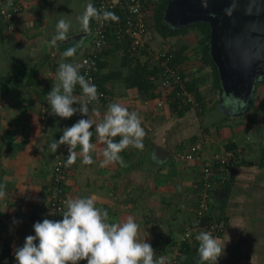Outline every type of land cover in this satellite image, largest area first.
Listing matches in <instances>:
<instances>
[{
    "label": "crops",
    "instance_id": "1",
    "mask_svg": "<svg viewBox=\"0 0 264 264\" xmlns=\"http://www.w3.org/2000/svg\"><path fill=\"white\" fill-rule=\"evenodd\" d=\"M39 1L23 0V9L13 22L12 30L3 27L0 34V185L6 193L0 199V246L6 252L19 239L24 222L30 219L36 223L51 218L46 187L54 160L64 145L55 153L50 145L62 135L70 118L51 114L47 93L58 83V66L79 64L90 40L88 37L85 44L83 37L75 40L74 36L89 32L83 30L79 17L94 0L82 3L78 0ZM61 19L75 23L69 27L66 39L57 40L53 45ZM76 45L73 56L63 55ZM105 49L109 52L110 46ZM113 67L115 64L109 63V69L118 70ZM107 71L108 68H104L103 73ZM124 71V68L120 70ZM104 88L110 92L107 94L110 103H119L129 112L139 114L146 133L143 147L129 146L123 150L120 153L122 164L101 166L105 145L100 143L93 125L91 142L96 147L91 156L94 163L82 162L81 148L77 145V159L67 169L65 202L92 197L96 207L108 212L109 222H124L132 217L140 226L138 239L151 244L155 258L165 256L169 260L173 256L170 243L191 220L197 196L198 164L179 161L178 155L192 143L198 144L205 156L231 146L239 160L228 180L222 185L216 184L211 192V212L221 215L226 223L224 235L218 238L227 241L230 237L226 255L219 258L218 264H264V166L260 165L264 148L257 142L255 131L233 135L238 130L231 128L232 133L221 137L222 142L208 146L203 140L186 146L179 140L182 145L179 144L177 151L171 154L167 152L169 149L164 150L174 161L167 157L159 160L150 146L159 145L165 128L160 122L165 120V111L159 112L154 101L126 88L120 80L106 82ZM73 95L76 97L75 89ZM211 105L206 110L211 109ZM106 112L107 108L103 110L94 104L89 116L99 122ZM156 126L158 133L154 132ZM177 129L174 139L182 135ZM255 138V142L251 141ZM114 139L119 141L120 137ZM66 210L65 203L63 213ZM151 216L165 219L163 224H155L158 225L156 229L163 232L154 231L152 237L149 228H143L151 223ZM183 258L184 255L178 258L179 264H186ZM194 259L192 255L188 264H196Z\"/></svg>",
    "mask_w": 264,
    "mask_h": 264
},
{
    "label": "clouds",
    "instance_id": "2",
    "mask_svg": "<svg viewBox=\"0 0 264 264\" xmlns=\"http://www.w3.org/2000/svg\"><path fill=\"white\" fill-rule=\"evenodd\" d=\"M93 19L118 21L119 17L114 12H101L88 3L79 17L85 32L89 31ZM69 27L70 24L64 19L58 21V34L52 40L53 45L57 40L66 39ZM77 47H70L63 55L73 56ZM189 60L188 65L191 63ZM81 67L80 64L61 63L56 73L58 83L47 93L52 115L69 119L78 113L82 117L65 127L50 148L55 153L61 145H67V164L71 165L77 159L75 149L79 145L82 162L94 163L91 153L96 145L91 141L95 125V133L100 143L105 145L101 166L122 164L120 153L123 150L129 146L137 149L143 147L146 133L141 126V118L137 112H129L119 103H111L102 120H93L89 116L88 105L98 100V91L89 78L80 74ZM77 85L82 90L83 100L73 95ZM117 136L120 137L119 141L114 139ZM5 195L4 186L0 185V199ZM65 203L67 210L61 220L43 219L42 222L34 223L35 235L26 236L23 246L15 249L17 264H79L80 261H86L87 264H166L165 256L155 258L151 244L145 239H138L140 226L132 217L124 222H109L108 212L96 207L92 197L68 199ZM195 239L199 242L197 251L202 264H218L219 258L226 255V244L230 241V237L222 241L210 231L203 230Z\"/></svg>",
    "mask_w": 264,
    "mask_h": 264
},
{
    "label": "built area",
    "instance_id": "3",
    "mask_svg": "<svg viewBox=\"0 0 264 264\" xmlns=\"http://www.w3.org/2000/svg\"><path fill=\"white\" fill-rule=\"evenodd\" d=\"M27 1V0H25ZM31 1V0H30ZM43 0L39 1L42 2ZM157 0H94L93 6L101 12H114L118 21L112 20H96L93 19L90 30V43L87 47L86 56H81L79 64L82 65L80 71L82 75L90 79L94 84V74L97 71L96 60L102 54V51L108 45L110 32L113 34L114 40H128L130 51L135 54H143L159 61L161 69V77L159 78L160 89H173L175 95L178 96L186 104H190L195 108H199V103L194 96L186 90L183 85L178 68L169 64L170 57L166 56L167 49H153L150 45L151 38L148 34L149 27L152 25L153 7ZM23 0H0V20L5 28L12 30L13 22L23 9ZM135 9V11H134ZM111 25V26H110ZM110 26V31L108 27ZM112 30V31H111ZM109 36V39H108ZM160 44L158 47H160ZM167 46H170L167 44ZM87 61V63H85ZM191 78V77H189ZM76 98L83 100L84 96L80 87L77 89ZM170 99L165 98L159 100L155 105L158 108L167 106ZM98 100H102L103 104L108 107L111 104L108 96L98 91ZM90 104V103H89ZM76 106V105H75ZM89 106V105H88ZM80 115L77 113L73 116V120H77ZM104 117V116H103ZM74 121V122H75ZM68 146L64 145L63 151L56 157L51 168L50 180L46 187L47 192V209L51 215L50 220H56L63 214L65 207V183L67 180V164ZM177 159L183 162H196L198 164L199 184L196 208L193 211L191 221L185 223L180 236L178 237L173 248V256L166 260V264H179L178 258L183 255L184 250L180 247L181 243L191 244L196 235L201 231H210L213 236L221 237L225 233L226 223L223 217L216 219V215L211 214V220L206 223L202 222L203 216L211 210V192L216 184H224L231 174L235 164L239 160V156L233 150H222L220 153H212L203 155L202 149L198 144H190L178 155ZM34 221L28 219L23 223L19 239L14 246L8 248V252L0 246V264H17L15 260V249L22 247L25 237L35 235L33 230ZM79 264H82L79 262Z\"/></svg>",
    "mask_w": 264,
    "mask_h": 264
},
{
    "label": "trees",
    "instance_id": "4",
    "mask_svg": "<svg viewBox=\"0 0 264 264\" xmlns=\"http://www.w3.org/2000/svg\"><path fill=\"white\" fill-rule=\"evenodd\" d=\"M167 3V0H157L153 7L152 12V18L153 22L152 25L149 27L148 34L151 38L152 32L157 35L162 40H165L168 37H176V39H181L182 37H185L186 35H190V32H193L195 34V37H199L196 41V46L194 47V50L191 52L189 47L185 42H182L181 44L176 41L170 45L166 51V56L170 57L169 64L172 67L178 68V71L180 73L181 79L183 80V85L186 88L189 93H191L195 100L199 103V108H195L194 106L190 104H186L183 102L178 96L175 95V92L177 90L176 87H172L173 89H160L159 88V78L161 77V69H160V62L152 59L151 57L144 56L143 54H137L134 55L131 52H129L128 49V40H123L121 43H116L112 32H110V39L108 36V45L111 47L110 52H119V55L121 57L120 65H118V70L113 71L112 69H109V63L105 59V55L108 54L106 52V49L102 51V54L98 59L96 60L97 65V71L94 74V85L97 87V91L104 93L107 95L110 92H107V90L104 88V85L106 82L112 81L114 79L122 81L123 85L126 88H132L134 89L138 95L142 96L144 99L149 101H154V104H156L159 100H163L165 98L172 97L173 99H170L168 105H167V112L168 116H175V118L183 119L185 117V114L188 113L190 110H195L204 113L207 109V106L210 105L211 101L210 98L207 96V93H204V87H200L202 81L206 78L209 79V89L212 91V95H215L218 92L219 89V78L217 74L216 67L214 66L212 60L210 59L208 55V40H209V33H208V27L204 23H193L189 26L181 27L179 29L175 30H167L165 26L162 25V14L164 7ZM92 21H90L89 30L92 24ZM111 26V25H110ZM110 26L108 27L110 31ZM3 27L5 25L0 20V34L3 31ZM112 31V30H111ZM114 41V42H113ZM87 49V48H86ZM82 53V56H86V51ZM195 56V59L198 63L197 65V72L203 71L204 73L200 74L195 77H190V72L187 68L188 60L191 54ZM189 66V65H188ZM104 68H108V71L104 74L103 70ZM121 68L125 69L124 74H120ZM189 73V74H188ZM80 74L82 75V71H80ZM189 75V76H188ZM202 76V78H201ZM208 76V77H207ZM79 85L75 87V92L77 94V89ZM203 89V90H201ZM108 96V95H107ZM208 97V98H207ZM102 100L93 101L89 104V110L92 105L98 104L99 107L108 108L103 103ZM75 107V105H74ZM80 116L78 119H81ZM103 118H101L102 120ZM76 120V121H77ZM75 120H73V117L69 119V122L66 127L71 126ZM205 132L207 131V128L204 129ZM203 137V136H202ZM202 137H190L188 140L189 143L195 142L197 140L202 141ZM204 138V137H203ZM193 144V143H192ZM190 145V144H189ZM226 150H232L231 146H225ZM264 153V152H263ZM261 166H264V158L260 162ZM195 187L198 188L199 184L196 183ZM197 200V196H196ZM196 203V201H195ZM196 208V205H195ZM195 210V209H194ZM211 214H213L210 210L209 213H207L202 218V222L206 223L208 220H211ZM221 215L216 214V219L221 218ZM62 215H60L56 220H61ZM191 221V220H189ZM184 228V226H183ZM183 229L180 231V234L182 233ZM178 236V237H179ZM178 239V238H177ZM172 240L170 243L172 246L177 241ZM180 247L184 250V262L188 264V260L191 258L192 255H194V263L196 264H202L199 253L197 251L199 247V242L197 240H194L191 244V247L187 245L186 242H182ZM82 264H87L86 261H80ZM203 264H208V262H203Z\"/></svg>",
    "mask_w": 264,
    "mask_h": 264
},
{
    "label": "water",
    "instance_id": "5",
    "mask_svg": "<svg viewBox=\"0 0 264 264\" xmlns=\"http://www.w3.org/2000/svg\"><path fill=\"white\" fill-rule=\"evenodd\" d=\"M162 21L173 29L206 24L219 87L232 105L245 106L254 77L264 78V0H167ZM150 149L159 160L171 159L155 146Z\"/></svg>",
    "mask_w": 264,
    "mask_h": 264
},
{
    "label": "rangeland",
    "instance_id": "6",
    "mask_svg": "<svg viewBox=\"0 0 264 264\" xmlns=\"http://www.w3.org/2000/svg\"><path fill=\"white\" fill-rule=\"evenodd\" d=\"M82 2L83 0H78V3H82ZM65 21L68 22L70 26L75 23L74 21H69V20H65ZM162 25L165 26L167 30H171V31L175 30L170 26V24L165 25L163 21H162ZM78 36L79 38L75 40H80L83 37L82 38L83 42L85 44L87 43L88 37H89L88 33L86 35L84 34V36H80L79 34H77V37ZM196 38L198 39L199 37H195V34L193 32H190V35L189 36L186 35L185 37H182V40L179 38L176 39V37H168L165 40H162L161 38H159L157 35H155L152 32L150 45L153 49L158 50V48H160L164 50L169 47L167 46V44L172 45L175 41L176 43L178 41L180 44L182 42H185L187 46L189 47V49L190 50L192 49L191 50L192 52L194 50V47L196 46V41H197ZM122 41L115 40L116 43H121ZM89 43H90V40H89ZM160 44L162 45L158 47ZM128 49H129V46H128ZM110 50H111V47H110ZM129 52H131L130 49H129ZM132 54L137 56V54H135L134 52ZM212 55L213 54L211 51V56ZM193 56L194 55L192 53L190 56L191 59L189 60V62L191 63L189 66H188L189 63L187 64V68L190 72V74L189 73L188 74L190 75V77L197 78L198 75L204 72L203 71L197 72L198 63L195 59V56L194 57ZM105 59L107 60L108 63H110L111 66H113V63L115 64L116 68L113 67L114 70L119 68L118 65H120V61H122L119 55V52L111 53L109 51ZM124 72L123 73L120 72V74L123 75ZM258 80L259 79L256 80V77H254L252 95L247 98L246 103L244 104L245 106L243 107L239 105H232L231 102H228L225 99L224 97L225 94L223 95V91L220 89V87L218 89V92L215 95H212V91L211 89H209V85H208L209 84L208 78L202 81L200 87H204V93L206 92L207 96L210 98L212 108L206 110L204 115L202 112L190 110L188 113L185 114V117L183 119L175 118V116L168 117L169 114L166 110L168 108L167 106L158 108L155 105V107L159 110V112L165 111V114H164L165 120L163 121L161 120L162 122H160L161 126L165 125V128L161 134L162 137L159 141V145L158 146L156 145L157 148L163 152L169 149V151L167 152L172 154L173 152L177 151L179 144L182 145L181 143H179V140H181L182 143H185L184 145L186 146L189 143L188 140L192 136L197 137V138L198 136L199 137L203 136L204 138L202 137V140L205 142V146H208V144L215 145L216 142H222L221 137L228 135V132L232 133L231 128L238 130L233 135L237 133L242 134L244 132L248 133L249 130H254L256 133V137L258 138L257 142H260L259 143L260 146L261 147L263 146L264 148V85L263 84L260 85L258 82H263V81L262 80L258 81ZM226 92L227 94H230L229 88H228V91L226 90ZM223 100L226 103H224ZM232 106L236 108H232ZM202 115L203 117H201ZM151 122H154V121H151ZM177 128H179V133L180 134L182 133V135H179L177 139H174L175 133L176 134L178 133ZM206 128H207V131L205 132L204 129ZM158 131H159V127L156 126L154 129V132L158 133ZM257 138L251 139V141L255 142ZM243 140H245V137H243ZM171 160L173 159L171 158ZM145 217L148 218L147 216ZM150 220H151V223H149L148 226L143 227V228L144 229L147 227L149 228L150 230L149 233L151 234V237L154 231L157 233L163 232V231L156 229V227L159 224L161 223L163 224V221H165L163 217L151 216ZM155 224H158V225L156 226Z\"/></svg>",
    "mask_w": 264,
    "mask_h": 264
},
{
    "label": "flooded vegetation",
    "instance_id": "7",
    "mask_svg": "<svg viewBox=\"0 0 264 264\" xmlns=\"http://www.w3.org/2000/svg\"><path fill=\"white\" fill-rule=\"evenodd\" d=\"M260 80H262L263 82H258L260 85H264V78H261Z\"/></svg>",
    "mask_w": 264,
    "mask_h": 264
}]
</instances>
